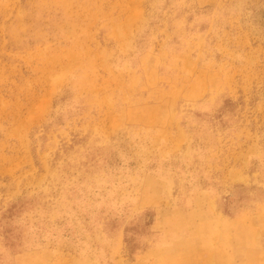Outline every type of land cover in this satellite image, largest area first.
Returning a JSON list of instances; mask_svg holds the SVG:
<instances>
[{"label":"rangeland","instance_id":"obj_1","mask_svg":"<svg viewBox=\"0 0 264 264\" xmlns=\"http://www.w3.org/2000/svg\"><path fill=\"white\" fill-rule=\"evenodd\" d=\"M0 264H264V0H0Z\"/></svg>","mask_w":264,"mask_h":264}]
</instances>
